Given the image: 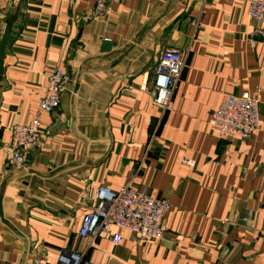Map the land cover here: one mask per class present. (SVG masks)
<instances>
[{
    "label": "crops",
    "instance_id": "crops-1",
    "mask_svg": "<svg viewBox=\"0 0 264 264\" xmlns=\"http://www.w3.org/2000/svg\"><path fill=\"white\" fill-rule=\"evenodd\" d=\"M248 1L107 0L96 14L90 0H0V38L15 17L0 81V264H55L65 248L95 264H264V24ZM167 48L184 63L163 109L152 79ZM56 67L70 80L17 169L9 127L36 115ZM245 92L258 99L254 135L213 133L222 96ZM100 185L167 199L162 238L79 236Z\"/></svg>",
    "mask_w": 264,
    "mask_h": 264
},
{
    "label": "built area",
    "instance_id": "built-area-1",
    "mask_svg": "<svg viewBox=\"0 0 264 264\" xmlns=\"http://www.w3.org/2000/svg\"><path fill=\"white\" fill-rule=\"evenodd\" d=\"M95 13L106 9L107 0H90ZM248 15L254 21L264 24V0H249ZM264 39V28L257 29ZM183 58L177 49L162 50L153 67L152 93L154 104L163 109L169 103L179 80L183 67ZM70 80L69 75L56 67L48 76V83L37 106V113L24 124L9 127V141L3 145L7 159L17 169L25 167L26 153L38 145L41 137V119L43 113H52L60 102V95ZM258 99L250 93L241 95L224 94L219 107L212 112L208 124L213 133L221 137L250 139L259 127ZM186 164L192 161L186 159ZM171 204L165 198H155L146 190H134L123 185L114 190L100 185L96 193L95 205L84 214L79 236L93 240L96 237H108L113 244L121 240L117 229L128 230L141 241L157 240L163 236L162 220L170 210ZM32 264H41L34 261ZM55 264H95L84 256V251L61 249Z\"/></svg>",
    "mask_w": 264,
    "mask_h": 264
},
{
    "label": "water",
    "instance_id": "water-1",
    "mask_svg": "<svg viewBox=\"0 0 264 264\" xmlns=\"http://www.w3.org/2000/svg\"><path fill=\"white\" fill-rule=\"evenodd\" d=\"M14 21H15L14 16L8 19L6 26L3 30V33L1 35V38H0V81L4 73L3 58L5 56L6 47L10 39L11 29H12V25Z\"/></svg>",
    "mask_w": 264,
    "mask_h": 264
}]
</instances>
